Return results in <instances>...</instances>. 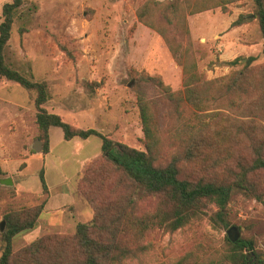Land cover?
Masks as SVG:
<instances>
[{"label": "trees", "instance_id": "1", "mask_svg": "<svg viewBox=\"0 0 264 264\" xmlns=\"http://www.w3.org/2000/svg\"><path fill=\"white\" fill-rule=\"evenodd\" d=\"M238 1L243 0H147L138 8L139 21L164 39L185 75L180 91L160 76H139L158 95L152 99L144 89L137 95L143 149L116 141L99 129L79 127L47 106L49 83L23 73L6 56L16 15L25 0L3 5L0 76L34 93L42 152L50 151L53 126L62 128L65 140L100 138L102 152L85 163L78 180L93 218L79 222L73 234H49L16 251L15 237L37 226L45 205L9 210L0 233V264H127L143 259L153 247L147 241L157 229L174 234L204 217L210 218L215 229L226 231L224 245L205 248L199 243L173 264H264V252L254 236L242 234L233 242L227 234L236 225L231 207L236 196L264 198V63L253 65V57L221 61L222 65H241L224 83V107L230 113L208 112L219 80L200 72L189 24L191 15L216 8L227 12ZM253 1L254 12L240 14L232 25L255 18L264 40V0ZM161 105L168 107L167 118L160 117ZM187 106L192 108V118L186 117ZM44 177L42 172L43 189L48 190ZM150 198L156 206L141 210ZM212 205L216 210L208 215Z\"/></svg>", "mask_w": 264, "mask_h": 264}, {"label": "rangeland", "instance_id": "2", "mask_svg": "<svg viewBox=\"0 0 264 264\" xmlns=\"http://www.w3.org/2000/svg\"><path fill=\"white\" fill-rule=\"evenodd\" d=\"M9 1L0 0V23L3 5ZM145 1L25 0L15 18L7 59L28 76L49 83L47 106L67 121L99 129L116 141L143 149L137 95L141 89L152 99L158 95L139 76H160L174 91L183 89L185 77L164 39L139 21L137 10ZM253 12L254 1L243 0L231 4L227 12L216 8L189 16L199 70L208 79L219 80L208 112L230 113L224 107V83L241 65H222L221 61L253 57V65L264 63L258 20L230 24L240 14ZM216 34L223 38H216ZM226 40L237 45L224 46ZM99 82L102 85L96 86ZM33 95L21 84L0 76V177L11 176L14 181L12 186L0 185V233L9 210L45 205L37 226L15 237L16 251L49 234H73L79 222L93 218V208L79 192L78 180L81 173L84 175L85 163L102 152L100 138L65 140L62 128L53 126L50 151L39 152L41 156L28 162L26 154L36 153L32 144L39 134ZM160 107V117L167 118L168 107ZM190 108L187 106V118L194 116ZM171 125L174 127L173 120ZM42 172L48 190L43 189ZM155 206L156 200L150 198L141 204V210ZM231 207L233 222L242 234L254 236L264 252V198L238 195ZM215 210L212 205L208 215ZM225 235L224 229L212 226L209 217L195 220L174 234L157 229L147 241L153 247L143 259L127 264H173L199 243L205 248L210 244L222 247ZM1 247L0 234V255Z\"/></svg>", "mask_w": 264, "mask_h": 264}, {"label": "water", "instance_id": "3", "mask_svg": "<svg viewBox=\"0 0 264 264\" xmlns=\"http://www.w3.org/2000/svg\"><path fill=\"white\" fill-rule=\"evenodd\" d=\"M43 141L42 140H36L34 145H33V149L36 152H42L43 151ZM14 184L13 178L11 176L9 177H0V185L3 186H12ZM1 230H4V223L1 224ZM229 239L233 242H236L240 239L241 235H242V230L238 225H233L232 227H230L228 229L227 232ZM261 258L264 259V255L261 256Z\"/></svg>", "mask_w": 264, "mask_h": 264}, {"label": "crops", "instance_id": "4", "mask_svg": "<svg viewBox=\"0 0 264 264\" xmlns=\"http://www.w3.org/2000/svg\"><path fill=\"white\" fill-rule=\"evenodd\" d=\"M204 12H201V13H199V14H203ZM235 20H232L231 22H230V24L232 25L233 24V22H234ZM190 22V26H191V32H192V35L194 36V31H193V28H192V24H191V20L189 21ZM229 36V34H228V32H227V34L224 36L226 39H227V37ZM215 37L216 38H219V37H222L223 38V36H220L219 34H216L215 35ZM229 39H231V38H229ZM226 43H224V46H229V45H232V44H236L237 45V43H233L234 41L232 40H226L225 41ZM64 134V133H63ZM35 143V142H34ZM34 143L32 144V148H33V145H34ZM50 144H51V135H50ZM35 151V150H34ZM36 152V151H35ZM41 154L42 153H39V152H36V153H34V154H30V153H27L26 154V156H28V162L29 161H31V160H33V159H35V158H38L39 156H41ZM29 167H30V164H28V166H27V169H29Z\"/></svg>", "mask_w": 264, "mask_h": 264}]
</instances>
